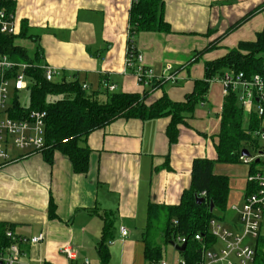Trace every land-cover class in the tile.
Masks as SVG:
<instances>
[{
  "label": "crops",
  "instance_id": "crops-1",
  "mask_svg": "<svg viewBox=\"0 0 264 264\" xmlns=\"http://www.w3.org/2000/svg\"><path fill=\"white\" fill-rule=\"evenodd\" d=\"M162 1L170 32L140 31L134 38L143 64L159 78L155 87L146 88V104L163 94L183 101L195 81L204 78L206 62L223 56L240 41L254 40L264 26L263 9L221 36L264 0ZM131 6L132 0H17L18 32L25 23L33 37L16 38L14 43L31 57L38 51L40 63L59 69L58 77L86 83L87 90L99 89L105 74L115 89L141 93L144 89L134 74L123 73ZM213 41L215 47L204 51ZM167 65L176 73L174 82L160 79ZM223 98L220 82H210L201 107L196 105L178 125L177 140L171 144L166 135L169 116L120 117L94 129L84 141L90 149L85 173H75L59 151L53 153L52 163L42 152L10 153V159L0 164V223L21 238L23 260L82 264L87 258L91 264H151L142 241L148 205L178 204L190 187L193 160L216 158ZM228 179L226 208L215 212L236 231L240 225L234 207H241L247 183L245 178ZM50 199L54 216L48 211ZM106 220L110 233L104 243L108 257L103 260L99 248ZM120 226L127 228L125 237ZM40 233L43 240L29 241ZM250 244L254 247L255 240ZM66 245L75 250L74 259L60 251Z\"/></svg>",
  "mask_w": 264,
  "mask_h": 264
},
{
  "label": "trees",
  "instance_id": "trees-1",
  "mask_svg": "<svg viewBox=\"0 0 264 264\" xmlns=\"http://www.w3.org/2000/svg\"><path fill=\"white\" fill-rule=\"evenodd\" d=\"M13 10V4H7ZM264 9V2L251 10L221 35H227L240 27L259 11ZM140 31L170 32V26L164 19V4L162 0H138L133 2L129 11L128 41L129 53H136L135 36ZM31 38L27 34V26L22 23L15 35L0 34V52L17 62H39L38 51L29 56L27 50L14 43L16 38ZM216 42L204 49L214 48ZM264 62V26L256 33L254 40L240 41L236 47L229 49L223 56L204 64V78L196 80L194 89L183 101H172L166 94L151 104H146V88L141 92L109 91L105 87L104 99L99 98L100 88L87 91L81 88L77 79L66 78L46 80L39 67H30L26 71L27 87L30 89V105L25 108L17 98L19 91L12 90L9 100V116L20 118L30 110H45V143L41 150L44 159L52 163L53 153L59 151L67 156L75 173H85L89 165L90 149L84 144L88 134L97 128H102L113 120L125 118H158L169 116L170 122L166 128L169 143H174L178 136V125L183 124L195 106L204 99L209 86V80L220 75L226 69L243 71L250 76L261 71ZM158 81L149 87H155ZM31 86V88H30ZM61 96L50 102L47 96ZM220 131L215 144L216 158H195L192 162L191 184L184 190L180 202L176 205H160L150 202L148 205L147 223L142 233L145 245V257L148 261L157 262L162 257V247L156 242L161 234L165 242L175 240L177 235L186 238V247L181 252L186 264H199L203 246L211 244L208 232L210 218H218L215 211L226 208L229 179L226 175L216 174L213 165L220 163H237L242 149L253 142L251 132L258 125V118L250 115L246 118L234 94L223 98L219 114ZM249 121V124H248ZM247 122V123H246ZM250 170V169H249ZM247 192L250 191L248 185ZM202 192H205L202 195ZM196 196H202L204 201L198 204ZM213 202L210 211L209 203ZM54 203L50 199L49 215L54 216ZM177 221L174 224L173 221ZM10 228V227H9ZM5 224L0 223V246H6ZM110 222L106 220L102 243L99 248L100 257L106 260L108 251L105 242L110 233ZM201 234V240H195L194 235ZM255 257L252 264H264V236H259L254 245Z\"/></svg>",
  "mask_w": 264,
  "mask_h": 264
},
{
  "label": "built area",
  "instance_id": "built-area-1",
  "mask_svg": "<svg viewBox=\"0 0 264 264\" xmlns=\"http://www.w3.org/2000/svg\"><path fill=\"white\" fill-rule=\"evenodd\" d=\"M137 1L132 0V3ZM16 2L17 0H0V34L15 35L18 33L15 8L10 10L7 7L8 3L15 6ZM129 51L127 44L123 73L131 71L137 85L142 86L143 89L158 81L159 78L153 69L143 64L142 54L137 51L129 53ZM30 67H39L48 81L60 75L59 69L46 63L17 62L9 58L7 54L0 52V164L10 159L9 148L11 146L28 153L41 152L44 148L45 110H30L20 118L9 116V92L11 89L17 92L27 87L26 71ZM160 79L172 82L176 80V73L172 71L170 65L165 67ZM212 81L220 82L224 96L230 93L235 95L246 118L250 115L258 118V125L252 133L256 140L261 142V146L254 156H251L246 148L248 155L241 153L238 157L240 162L250 165L246 178L250 191L246 192L241 207H234L239 215L240 229L233 231L218 218H210L208 232L211 244L203 246L199 264H252L255 250L247 240H256L261 235L260 228L264 214V62L261 65V71L250 76L243 71L226 69L209 80V82ZM101 84L109 91H113L116 87L105 74L102 76ZM81 88L87 90L88 85L82 83ZM256 163L259 166L255 169ZM204 194L205 192H202V195ZM173 223L177 224V221L174 220ZM119 231L122 237L128 234L124 226H120ZM5 237L8 244L0 246V264H30L22 258L23 252L19 247L21 238L11 229L5 230ZM194 239L201 240V234L196 233ZM41 240H43L41 233L29 239L31 243ZM185 241L184 236L177 235L173 242L181 245ZM60 251L68 259L76 257L75 250L69 245L62 246ZM82 264L91 263L85 258ZM151 264H166V261L159 259ZM180 264H186V261L182 259Z\"/></svg>",
  "mask_w": 264,
  "mask_h": 264
},
{
  "label": "rangeland",
  "instance_id": "rangeland-1",
  "mask_svg": "<svg viewBox=\"0 0 264 264\" xmlns=\"http://www.w3.org/2000/svg\"><path fill=\"white\" fill-rule=\"evenodd\" d=\"M258 14V13H257ZM256 14V15H257ZM255 16V15H254ZM246 22V21H245ZM244 22V23H245ZM242 23V24H244ZM61 77H57V79H60ZM29 84V82H28ZM31 88V86H30ZM100 92H99V98L104 99V91L105 86H100ZM87 91H91L90 89ZM113 91H121L120 88H117ZM12 89L9 92V97H11ZM61 97L60 95H54V96H47L46 100L48 102ZM17 98L19 100V103L21 106L28 108L30 105V89H23L17 93ZM197 107H201L200 103L197 104ZM208 107V102H205V108ZM253 142L251 144H247V149L249 150V154L251 156H254L259 151V146H261V142L257 141L253 133L251 132ZM14 152H20L19 149H16L15 147L11 146L9 148V154ZM259 166V164H255V169ZM250 165L245 164L243 162H237V163H220L216 162L214 165V171H219V174L227 175L232 181H236L237 179L247 178L248 172H249ZM260 233L262 236H264V214L262 217L261 222V228ZM249 243H252L253 239L247 240ZM156 242L162 247V257L166 261L167 264H180V261L183 259L181 252L177 251L174 247V245L170 244L169 242H165L161 236V234L156 238Z\"/></svg>",
  "mask_w": 264,
  "mask_h": 264
},
{
  "label": "water",
  "instance_id": "water-1",
  "mask_svg": "<svg viewBox=\"0 0 264 264\" xmlns=\"http://www.w3.org/2000/svg\"><path fill=\"white\" fill-rule=\"evenodd\" d=\"M241 153L244 154V155H248V150L247 149H242ZM203 201H204V198L202 196H196V202L198 204H200ZM213 207H214V204H213V202L210 201V203H209V209H210V211L213 210ZM170 244L174 245L175 249L177 251H179V252H183L184 249H185V247H186V241L183 242L181 245L174 244L173 241H171Z\"/></svg>",
  "mask_w": 264,
  "mask_h": 264
}]
</instances>
